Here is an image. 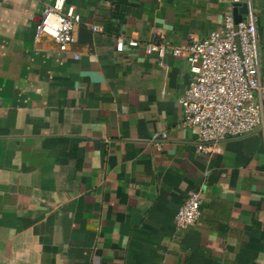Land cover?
<instances>
[{"label": "crops", "instance_id": "1", "mask_svg": "<svg viewBox=\"0 0 264 264\" xmlns=\"http://www.w3.org/2000/svg\"><path fill=\"white\" fill-rule=\"evenodd\" d=\"M52 1L0 0V264H264V103L259 127L199 154L185 57L143 49L205 38L246 4L264 73V0H65L66 51L34 39ZM194 191L198 220L177 229Z\"/></svg>", "mask_w": 264, "mask_h": 264}, {"label": "built area", "instance_id": "2", "mask_svg": "<svg viewBox=\"0 0 264 264\" xmlns=\"http://www.w3.org/2000/svg\"><path fill=\"white\" fill-rule=\"evenodd\" d=\"M79 21L80 16L72 4L53 0L44 7L35 24L34 39L50 37L58 50L66 51L74 41L73 31ZM124 43L132 48L139 46L136 39L119 36L115 49L121 51ZM143 49L160 59L167 49L173 56L185 57L190 81L180 98L182 125L196 127L197 153L216 154L227 137L245 135L262 124L264 73L258 65L252 8H247L245 17L238 22L230 13L224 14L222 25L205 38L190 35L184 45L173 46L162 34L154 33ZM201 202L199 192L190 193L175 213L177 229L196 224Z\"/></svg>", "mask_w": 264, "mask_h": 264}, {"label": "water", "instance_id": "3", "mask_svg": "<svg viewBox=\"0 0 264 264\" xmlns=\"http://www.w3.org/2000/svg\"><path fill=\"white\" fill-rule=\"evenodd\" d=\"M239 4L238 3H234L233 4V18H234V21L235 22H238L241 20V17L240 15L237 14V9L236 7L238 6ZM242 6L244 7L245 11L247 10V7H246V4H242Z\"/></svg>", "mask_w": 264, "mask_h": 264}]
</instances>
